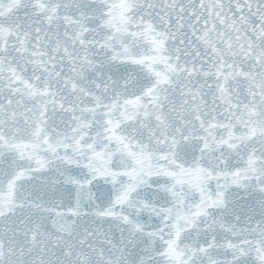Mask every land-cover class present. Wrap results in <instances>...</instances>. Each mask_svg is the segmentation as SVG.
<instances>
[{"label": "snow or ice", "instance_id": "1", "mask_svg": "<svg viewBox=\"0 0 264 264\" xmlns=\"http://www.w3.org/2000/svg\"><path fill=\"white\" fill-rule=\"evenodd\" d=\"M0 264H264V0H0Z\"/></svg>", "mask_w": 264, "mask_h": 264}]
</instances>
